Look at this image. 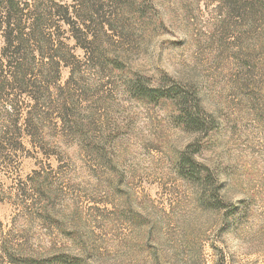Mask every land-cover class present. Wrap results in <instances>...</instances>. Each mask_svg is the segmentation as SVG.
I'll return each instance as SVG.
<instances>
[{
	"label": "rangeland",
	"instance_id": "374dc122",
	"mask_svg": "<svg viewBox=\"0 0 264 264\" xmlns=\"http://www.w3.org/2000/svg\"><path fill=\"white\" fill-rule=\"evenodd\" d=\"M56 1L24 82L0 33V264H264V0Z\"/></svg>",
	"mask_w": 264,
	"mask_h": 264
},
{
	"label": "trees",
	"instance_id": "16d2710c",
	"mask_svg": "<svg viewBox=\"0 0 264 264\" xmlns=\"http://www.w3.org/2000/svg\"><path fill=\"white\" fill-rule=\"evenodd\" d=\"M47 1L48 0H0V33L4 36L3 55L11 70V83H16L18 81L24 82V78L30 74L28 72H31L30 67L32 62L28 61V51L31 46H37L38 51L42 52L43 56L47 57L45 51L49 49L52 50L57 44L58 37L56 33L53 32L48 34L49 28L57 27L50 25L48 12L52 8L47 5ZM53 3L57 7L61 6L60 8L62 10H59L58 12L64 11L66 14V19L61 18L59 22H61L62 25L70 26V19L68 18L70 15L69 7L61 4L58 5L56 0H53ZM62 25L59 26V29H61ZM74 38L79 40V37L76 35H74ZM49 58L51 61L55 60L54 56ZM62 62L63 59L57 60L59 65H61ZM4 89L5 86L0 81V94ZM135 89H137L138 95L143 99L159 101L173 98L169 93H165L159 88L148 87L141 82L136 83ZM10 106L9 111L11 110L15 113L20 111L19 106L14 105L13 102ZM38 108L39 101L36 100L32 103V106L26 110L28 115L25 118L23 117L24 115L19 116L22 119L24 118L23 122L26 128L33 125L32 120L37 116ZM184 115L186 116L184 123L188 127L196 126L198 124V121L193 117L192 113L186 112ZM16 120L13 121L12 124H14ZM183 161L190 162L187 161V155H184Z\"/></svg>",
	"mask_w": 264,
	"mask_h": 264
}]
</instances>
